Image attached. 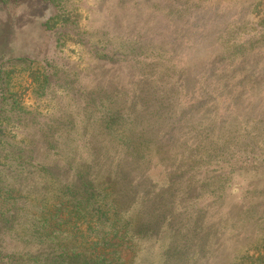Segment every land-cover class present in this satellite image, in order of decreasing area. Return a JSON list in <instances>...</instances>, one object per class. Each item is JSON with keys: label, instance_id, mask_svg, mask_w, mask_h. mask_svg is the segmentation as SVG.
<instances>
[{"label": "rangeland", "instance_id": "374dc122", "mask_svg": "<svg viewBox=\"0 0 264 264\" xmlns=\"http://www.w3.org/2000/svg\"><path fill=\"white\" fill-rule=\"evenodd\" d=\"M45 73L53 83L41 88ZM46 126L58 134L44 137ZM113 172L115 194L134 198L129 214L111 217L119 235L153 209L170 223L156 242L129 243L133 233L109 250L92 246L89 259L264 264V0H0L4 264L45 259L32 258L38 240L58 224L36 239L43 208L68 215L74 175L98 183ZM73 227L54 236L79 247L104 234ZM187 239L184 251L165 250Z\"/></svg>", "mask_w": 264, "mask_h": 264}, {"label": "trees", "instance_id": "16d2710c", "mask_svg": "<svg viewBox=\"0 0 264 264\" xmlns=\"http://www.w3.org/2000/svg\"><path fill=\"white\" fill-rule=\"evenodd\" d=\"M252 5H254L253 2ZM257 7L258 4L254 5V8ZM40 78H42V80L38 85H41V88H45V86L49 85L50 82L53 83L52 78L48 76V73L41 75ZM106 109H108V107H105V111ZM108 118L110 117L108 116L107 119ZM65 119V122L68 121L69 123H71L72 128L76 129L77 116L75 113L66 114ZM102 126L106 129H110L112 124L110 123V121H108ZM50 127L51 126H46L45 129L41 130L44 137H52V134H55V136L58 134L57 128L55 132H53V128L51 129ZM118 176L119 175L113 172L112 175L106 176V178L102 182L97 183L96 180V184L94 183V180L91 179V176H88L87 174L74 175V181H72L70 184H67L64 189V195L67 194L65 198L69 199V202L71 203L65 207V209L68 211V215H66V213H60L57 210L52 211L47 207L46 209L43 208L47 211L43 212V222H40L43 228L41 230H37L35 235L36 239H38L40 237V234L47 229V225L48 227H56V225H58L56 230L50 233L45 232V234L47 235L46 240H38L40 248L32 258H34L35 260L41 257H45L44 260L42 259L43 261H38V264H114L112 260L108 259L105 255H100L97 251H93V253L96 255H94V258L89 259L87 255L89 249L92 246H96V250H98L97 247H101L102 250H109L116 245H121V243L125 241L126 237L128 235L132 236L133 233L134 239L131 237L129 243L133 242L134 244L138 243L141 240L140 237L142 238L144 236H151L155 238L156 242L162 237V235H164L163 232L170 223V217L162 216V214L158 213L155 209H153V211L148 214L151 220L147 221L146 223H142L140 226H132L133 231L126 230L124 233L119 235L120 230L115 228L111 221V217H118L119 214H129L134 209V198L132 195L133 190H130L128 192L124 191L123 193H121L120 191L115 194L117 189ZM42 177L43 181H46L45 185L47 182L49 184L55 185L56 178L53 173H48V175L46 176L42 174ZM126 179L127 178H124L123 181H125ZM141 180L144 181V186L146 188H150L152 180H148V176H142ZM106 183L109 184V188L103 189V186ZM168 184L162 186L161 189L163 190L164 187H170V185ZM137 191H139V183L135 184V194H137ZM121 201H128L129 206L125 209H122L126 206H122ZM64 214L68 218L64 217ZM92 222L94 223L92 224ZM68 223L73 225V228L77 229V231H79V227L81 226V224H86L90 227L91 232L95 234H97L96 231L98 229V226H100L103 227L102 231L104 232V234L99 235L98 237L100 238V241H96L95 243L84 237L83 240L80 241L79 247H75L74 244L68 246L64 243L63 239H61L60 236H54L58 234L61 235L62 229H57L61 228L63 225H67ZM142 228L144 230H142L141 232L140 230ZM121 229L123 228L121 227ZM158 236L159 238L156 239ZM117 240L119 243L117 242ZM188 244V239L182 241L179 240L178 242L172 240L169 242L165 250L168 251L172 247H176V245H178L179 250L184 251L188 247ZM225 251L226 248L225 246H223V248L219 251V255ZM2 259L3 258L0 255V264H4Z\"/></svg>", "mask_w": 264, "mask_h": 264}]
</instances>
